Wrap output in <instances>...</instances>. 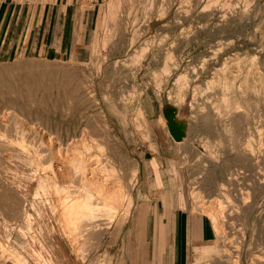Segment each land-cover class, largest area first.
<instances>
[{"label": "rangeland", "instance_id": "obj_1", "mask_svg": "<svg viewBox=\"0 0 264 264\" xmlns=\"http://www.w3.org/2000/svg\"><path fill=\"white\" fill-rule=\"evenodd\" d=\"M151 1L64 0V2H71L73 7L84 9L82 18H79L78 21L80 30L75 43L76 54L64 60H46L36 56L23 55V46L13 36L15 29L20 25L23 26V14L27 17L36 16L40 7L49 3L51 5L55 0H7L9 12H15L13 16L16 14V19L14 18L13 22H7L6 25L11 29L8 35L0 34V93H3L0 94V97L5 95L9 97V100H5L6 96L0 100V145L3 146H0V253L3 255L0 254L2 256H0V264H23L24 259H26L25 262L29 260L26 262L27 264H34L41 258L40 264L43 262L51 264L53 260L54 262L57 261L55 263L58 264H131L134 260L137 264H143L145 247L143 243H146V230L142 229L140 232V243L135 248L132 247L133 249L130 246L132 236L130 225L133 219L134 222H137V214L135 216L132 214L134 206L139 205L140 211L143 213L145 209V215L142 213L139 215L140 224L144 223V220L147 221V207H145L141 193L142 197L138 195V169L141 160L159 157L165 159V164L167 163L168 167L165 168L164 172H157L155 176L162 183L161 189L174 194L175 197L173 196L172 201L178 208L182 205L191 212L198 213L210 220V211L208 210L216 206L215 201H220L221 206L223 205L224 211L218 213L219 220L217 217L216 225L218 226H214L217 227L216 229H222H219L221 233L217 231V234L216 230L212 228L215 235L213 241L197 248L198 253L193 256L189 264H264V259H262L264 258V0ZM5 2L6 0H0V8ZM146 2L148 3L146 4ZM246 8L248 9L246 10ZM242 9L247 11L245 18L238 15V10ZM221 12L226 13L222 20L218 15ZM79 14L77 13V16ZM256 32L258 33L256 34ZM251 37H254V43L252 42L253 44L246 48V53L248 55L251 53V56L247 55L245 59L250 63L249 57L254 58L255 55V60L260 58L262 62L260 69L263 78L262 90L256 92L254 87L248 90L244 96L237 94L240 105L246 111L242 115L241 112L235 113L233 109L228 107L229 103L226 104L222 100L220 89L211 80L214 70L219 69L223 59L227 55L231 56L235 53V49H238L244 41ZM230 40L237 44V48L234 49L231 45L226 46ZM139 56L140 58H138ZM25 75L37 78V83L43 85H47L48 80L54 79L55 83L62 85L61 93L58 92L60 99L56 101L51 96L45 101L44 96L38 90L36 96H29L25 90L20 89L23 82L21 78ZM59 76L60 78H58ZM66 77L72 78L75 83L77 82L79 89L74 90V93H71L69 79ZM57 79L59 80L57 81ZM11 84L15 93L13 90L11 92V89H7L12 87ZM65 86L67 91L64 92H67L65 93L68 95H65L67 98L64 97L63 93ZM6 89L9 91L6 92ZM8 92L10 95L18 94V96L24 95V97H20V99L22 98L21 101L15 95L13 98L10 97ZM21 92L23 93L21 94ZM123 97L126 98L123 99ZM28 99H32V101L30 102ZM2 100H5V103ZM11 101L18 103L21 101L22 107L21 104L20 106L12 104L10 106ZM62 102L63 104L60 105ZM50 103H53L52 106L54 105L55 110ZM47 106L49 109L46 108V113L45 107ZM37 107H41L45 113L32 112ZM21 109L25 111L22 112ZM226 109L230 110L227 111ZM48 110L52 112L49 113ZM152 110L153 112H151ZM205 115L208 116L210 124L208 133L201 132L197 128ZM236 116H239L237 128L235 125L233 126ZM39 119H58L63 124L68 123L71 119H76L80 125L77 124V135L84 132L83 139L86 138L84 139L86 144L84 149L89 155L86 153L87 159L90 158L88 165L91 163L90 167L93 168L94 166L96 171H94L93 176H88L92 182L96 178L100 182L104 177L106 178V174H103L102 168H100L103 167L106 156L109 154L118 156V159H114V161L111 159L115 164L113 165L117 169V173L108 178L111 179L110 181L113 180L116 185L119 184L117 187L114 186L117 189L123 185L121 190L124 192L121 191V195L125 196L122 197L123 202L121 199L122 206L110 209L111 211L117 210H115L116 213L114 210L112 211L113 218L111 214L108 215L111 212L110 206H105L106 203L104 204L101 200H99L100 202L95 200L98 195L96 196L93 188H85L82 187V184L79 185L81 180L77 175L78 173L76 174L72 170L73 167L70 162L64 161V163L59 162L57 164L54 161L56 154L52 153H56L54 152L55 147L61 143L66 132L46 128V125L44 127L43 122ZM86 122L89 128L85 129L83 125ZM244 123H247V126H244ZM247 136L249 137L247 138ZM245 138H250L252 153H254L251 156L239 151V146L242 145L243 140H246ZM12 144L13 147L8 146H12ZM51 144L52 146H50ZM48 146L50 147L48 148ZM19 148L22 150L20 151ZM50 149H54L53 152L52 150L50 152ZM213 151H215L214 154H211ZM65 163L68 164L67 166L70 164L68 171H66ZM69 168L74 176L72 172L69 173ZM239 171L243 172L241 176ZM233 173L239 174L236 190L230 184ZM67 174H72L73 177ZM243 174L247 176L242 178ZM75 176L78 179H75ZM152 178L154 181V176ZM115 181L120 182L116 183ZM77 185L89 192L91 191L93 194L90 198L91 207L95 210L97 206H100L96 209L97 212L92 211L93 208L86 207V204L82 202L85 210L91 209L92 211L91 213L87 210L85 212L84 208L81 207L83 206L81 202L77 201L78 204L74 200L76 193L77 195L80 194ZM110 185L111 183L108 187ZM65 187L69 193L74 190L73 193H70L71 196L74 194L73 197H70L69 193L67 194L66 190H63V188L66 189ZM152 187V189H156L153 184ZM65 194L68 195L67 198H64ZM240 194L242 198L238 200L241 197ZM238 196L239 198H237ZM64 199L71 200L69 202L64 201L66 206L61 209V200ZM197 199H202V202L200 200V203L199 201L196 202ZM93 201L99 204L97 203L95 206ZM206 201L211 202L208 207ZM71 205H73L74 210H71ZM67 206L71 207L70 211L75 212L70 218H67L63 212ZM78 206L81 209H78ZM98 209H100L99 212ZM76 212H80L82 215ZM204 212L209 213L207 215ZM84 213H88V217ZM109 216L111 219L108 218ZM74 217L78 218L79 221L78 219H76L77 221L73 219V221L71 218ZM79 222L81 223L79 224ZM89 222H95V227ZM96 226L98 228L103 226L102 232ZM42 228H44V236L47 237L49 244L44 251L50 250L51 260L48 257L49 254L46 257L43 255L42 246H39L38 241L35 242L36 240L33 239V235L39 237L37 234H40ZM89 228L92 234L90 231L88 232ZM95 228H97V233ZM92 229L95 230L92 231ZM77 232L79 234L84 233L78 236ZM99 232L103 235L101 236ZM94 233L99 234L100 237ZM54 236H56L55 240H53ZM70 237L71 239L73 237L72 240L75 241H71ZM73 242H77V245ZM35 246L37 247L34 248ZM29 249L33 253L32 257L30 256L31 253L28 252ZM37 250L38 252H36ZM59 250H62L63 254L60 255ZM28 254L31 258L39 256L36 257V261L34 258L32 261ZM59 255L60 257L57 258ZM46 258L51 263L46 261ZM59 259L65 260L62 262ZM54 262L53 264H55Z\"/></svg>", "mask_w": 264, "mask_h": 264}, {"label": "bare ground", "instance_id": "obj_2", "mask_svg": "<svg viewBox=\"0 0 264 264\" xmlns=\"http://www.w3.org/2000/svg\"><path fill=\"white\" fill-rule=\"evenodd\" d=\"M109 1V0H108ZM119 1V0H118ZM147 1V0H146ZM153 1V0H152ZM151 1V2H152ZM181 1V0H180ZM183 1V0H182ZM212 2V1H211ZM247 2V1H246ZM249 2V1H248ZM111 3V2H110ZM148 2H146V4H147ZM186 3V2H185ZM214 3V2H213ZM236 3V2H235ZM240 3V2H239ZM118 4V3H117ZM181 4V3H180ZM222 4V3H221ZM242 4V3H241ZM227 5V4H226ZM239 5V4H238ZM112 6V5H111ZM148 6H149V4H148ZM150 6H152V5H150ZM180 6V5H179ZM216 6V5H215ZM221 6V5H220ZM114 7V6H113ZM178 7V6H177ZM117 8H119L118 6H117ZM148 8V7H147ZM168 8V7H167ZM235 8V7H234ZM237 8V7H236ZM243 8V7H242ZM150 9H152V8H150ZM169 9V8H168ZM243 9H245V8H243ZM238 10V15L241 17V18H245V16L247 15L246 14V12H245V10ZM248 8H246V10H247ZM108 10H110L109 8H108ZM166 10V9H165ZM204 10V9H203ZM142 11V10H141ZM150 11V10H149ZM152 11V10H151ZM185 11V10H184ZM222 11V10H221ZM224 11V10H223ZM230 11V10H229ZM108 12V11H107ZM149 13H151V12H149ZM163 13V12H162ZM182 13V12H181ZM187 13V12H186ZM220 13V12H219ZM230 13V12H229ZM114 14H116V13H114ZM114 14H112L113 16H114ZM145 14H147V13H145ZM159 15H160V13H158ZM188 14V13H187ZM225 14L226 13H224V12H221V14H218V15H220L219 16V18L222 20V18H224L225 17ZM186 15V14H185ZM122 16V15H121ZM147 16H148V14H147ZM116 17V16H115ZM146 17V16H145ZM151 17V16H150ZM105 18V17H104ZM117 18V17H116ZM149 18V17H148ZM103 19V18H102ZM107 20V19H106ZM221 20H219V21H221ZM135 21V20H134ZM170 21V20H169ZM106 22V21H105ZM180 22V21H179ZM103 23V22H102ZM103 26V25H102ZM226 26V25H225ZM156 30V29H155ZM253 30H255V29H253ZM258 32H256V34H257ZM105 34V33H104ZM193 34V33H192ZM136 35H138L137 33H136ZM122 36H123V34H122ZM121 37V36H120ZM246 38V37H245ZM111 39V38H110ZM160 40V39H159ZM253 40H254V37H251V38H248V40H246V41H244L243 42V44H242V46H240V47H238V49H235V48H237L236 47V43L234 42V41H231V44H229L230 43V41H229V43L228 44H226V46H228V45H231L234 49H235V53H233L231 56L230 55H227L226 56V58L225 59H223V61H222V63L220 64V67H219V69H216V70H214V73H213V76H212V80H211V82L213 83V84H215L219 89H220V93H221V98H222V100L223 101H225L226 102V104L227 103H229L228 105V107H230V109H233L234 111H235V113H242V115H244L245 113H246V111H245V108L242 106V105H240V101H239V99L237 98V94H239L240 96H244L245 94H247L248 93V90H251V89H253L254 87H255V91L256 92H260L261 90H262V88H261V82H262V75H261V65H262V62H261V60H260V58L259 59H254L255 58V55H254V58H252V57H249L250 59H249V61H250V63L247 61V59H245V57L248 55V53H246V48H248V47H250L254 42H253ZM122 41V40H121ZM132 41V40H131ZM135 41V40H134ZM147 41V40H146ZM164 41V40H163ZM133 42V41H132ZM150 42V41H149ZM152 42V41H151ZM162 42V41H161ZM222 42V41H221ZM253 42V43H252ZM104 43V42H103ZM106 43V42H105ZM146 43V42H145ZM218 43V42H217ZM97 45V44H96ZM103 45V44H102ZM158 45V44H157ZM153 46V45H152ZM254 46V45H253ZM150 47V46H149ZM130 48V47H129ZM142 48V47H141ZM154 48V47H153ZM252 49V48H251ZM219 50V49H218ZM253 50V49H252ZM141 51V50H140ZM239 51H240V53H239ZM248 51V50H247ZM254 51V50H253ZM146 52V51H145ZM219 52H220V50H219ZM249 52V51H248ZM138 53V52H137ZM140 53V52H139ZM250 53V52H249ZM143 54V53H142ZM141 54V55H142ZM254 54V53H253ZM256 54V53H255ZM244 55V56H243ZM258 55V54H257ZM137 56H138V54H137ZM248 56H251V53H250V55H248ZM142 57V56H141ZM225 57V56H224ZM257 57V56H256ZM135 58V57H134ZM138 58H140V56L138 57ZM144 58V57H143ZM213 58V57H212ZM252 58V59H251ZM263 58V57H262ZM126 60V59H125ZM139 60V59H138ZM155 60V59H154ZM137 61V60H136ZM165 61V60H164ZM123 62V61H122ZM123 64V63H122ZM108 65V64H107ZM135 65V64H134ZM203 65V64H202ZM133 66V65H132ZM165 67V66H164ZM204 68V67H203ZM165 69V68H164ZM163 69V70H164ZM162 70V71H163ZM196 70V69H195ZM48 72H51V71H48ZM164 72V71H163ZM170 73V72H169ZM42 74V73H41ZM54 74V73H53ZM47 75H48V73H47ZM50 75V74H49ZM69 75V74H68ZM161 75V74H160ZM160 75H159V77H160ZM71 76V75H70ZM167 76V75H166ZM187 76V75H186ZM72 77V76H71ZM110 77V76H109ZM133 77V76H132ZM158 77V78H159ZM200 77H202V76H200ZM54 78V77H53ZM58 78H60V76L58 77ZM66 78H68V77H66ZM197 78V77H196ZM69 79V78H68ZM180 79V78H179ZM186 79V78H185ZM184 79V80H185ZM198 79V78H197ZM21 80L23 81L22 83H21V85H22V87L20 88V89H22L23 91L25 90V92L26 93H28V95L29 96H34L35 94H37L38 93V91H39V93H41L43 96H44V98H45V101H47L51 96H53L52 97V99H55L56 101H57V99H60L59 97H60V94L59 93H61V90H60V88L62 87V85H60V84H58V83H55L54 82V79H50V80H48L49 81V83L47 84V85H43V84H40V83H37V78H35V77H32L31 75H25V76H22V78H21ZM59 79H57V81H58ZM2 81V80H1ZM179 81V80H178ZM206 81H208L207 79H206ZM263 81H264V79H263ZM67 82V81H66ZM94 82V81H93ZM185 82V81H184ZM210 82V81H209ZM158 83V82H157ZM186 83V82H185ZM258 83V84H257ZM79 84V83H78ZM187 84V83H186ZM205 84H206V82H205ZM15 85H17V84H15ZM69 85L71 86V88H70V90L72 91H69V92H71V93H74L75 91L74 90H78L79 88H78V85H77V82L75 83L74 81H73V79L72 78H70L69 79ZM111 85V84H110ZM256 85V86H255ZM10 86V85H9ZM11 86H12V84H11ZM10 86V87H11ZM69 86V87H70ZM80 86V85H79ZM186 86V85H185ZM16 87H18V86H16ZM13 88V86L11 87V88H7V89H11L10 91L12 92V90H13V93H15V91H14V89H12ZM24 88V89H23ZM158 88H160V87H158ZM196 88V87H195ZM6 89V92L7 91H9V90H7ZM120 89V88H119ZM184 89V88H183ZM208 89V88H207ZM17 90V89H16ZM38 90V91H37ZM53 90V92H51L50 93V91H52ZM123 90V89H122ZM209 90H210V88H209ZM212 90V89H211ZM18 91V90H17ZM21 91V90H20ZM37 91V92H36ZM56 91H57V93H56ZM64 91H67V88H66V86H65V90H64V87H63V93H64V97H66V96H68V95H66L65 93H67V92H64ZM90 91V90H89ZM59 92V93H58ZM69 92H68V94H69ZM211 92V91H210ZM13 93H11V94H13ZM18 93V92H17ZM23 92H21V94H22ZM102 93V92H101ZM183 93V92H182ZM0 94H3V93H0ZM20 94V93H19ZM135 94V93H134ZM8 95H10L9 94V92H8ZM13 95H15V94H13ZM13 95H10V97L12 96V98H13ZM39 95V94H38ZM66 95V96H65ZM201 95H202V93H201ZM1 96H3V95H1ZM6 96V95H5ZM5 96H3L4 98H5ZM15 96H17V97H19V100H21L20 99V97L22 96V95H19L18 96V94L17 95H15ZM14 96V97H15ZM29 96H26L27 98H30ZM36 96V95H35ZM69 96H70V94H69ZM90 96H92V95H90ZM178 96V95H177ZM3 97H0V100L3 98ZM7 97V96H6ZM22 97H24V95L22 96ZM26 97H25V99H26ZM39 97V96H38ZM38 97H37V100H38ZM56 97V98H55ZM63 97V96H62ZM63 97V98H64ZM108 97V96H107ZM32 98V97H31ZM67 98V97H66ZM103 98H105V97H103ZM111 98V97H110ZM120 98V97H119ZM124 98H126V97H123V99ZM9 100V97H7L5 100ZM17 99V98H16ZM25 99H23L24 101H26ZM33 99V98H32ZM32 99L31 100H29L28 99V101H32ZM35 99V98H34ZM129 99V98H128ZM5 100L3 101V103H5ZM36 100V99H35ZM35 100H33V101H35ZM63 100V99H62ZM22 101V100H21ZM20 101V102H21ZM23 101V102H24ZM1 102V101H0ZM18 103L17 101H11L10 102V106H12V105H19L20 106V104H21V107H22V104L23 103ZM39 102L40 103H42L40 100H39ZM50 102V101H49ZM52 102H55V101H52ZM96 102V101H95ZM179 102V101H178ZM6 103H8L7 101H6ZM25 103V102H24ZM35 103V102H34ZM33 103V104H34ZM38 103V102H37ZM48 103V102H47ZM56 103V102H55ZM67 103V102H66ZM131 103V102H130ZM12 104V105H11ZM51 104V107H53L54 108V105L52 106V104L53 103H50ZM63 104V102L60 104V105H62ZM224 104V103H223ZM7 106H8V104H6ZM26 105V104H25ZM35 105H39V104H35ZM34 105V106H35ZM40 105H42V104H40ZM47 105V104H46ZM133 105V104H132ZM247 105V104H246ZM45 106V105H44ZM178 106V105H177ZM49 106H47V107H45V112L47 113V111H46V108H48ZM50 107V108H51ZM109 107V106H108ZM111 107V106H110ZM191 107V106H190ZM189 107V108H190ZM218 107V106H217ZM35 108V107H34ZM20 109V108H19ZM49 109V108H48ZM57 109V108H56ZM205 109V108H204ZM230 109H228V110H230ZM51 110V109H50ZM54 110H55V108H54ZM54 110H53V112H54ZM227 110V109H226ZM227 110V111H228ZM21 111H22V109H21ZM25 110H23L22 112H24ZM28 111H31V110H28ZM49 111V110H48ZM221 111V110H220ZM225 111V110H224ZM6 112V111H5ZM27 112V111H26ZM32 112H34V113H45L44 112V110L43 109H41V107L39 108V107H37V109H35V110H32ZM31 112V113H32ZM50 112H52V111H49V113ZM231 112V111H230ZM28 113V112H27ZM69 113V112H68ZM140 113V112H139ZM5 114V113H4ZM54 114V113H53ZM257 114V113H256ZM33 115H35V114H33ZM249 115V114H248ZM247 115V116H248ZM14 116H16V115H14ZM36 116V115H35ZM38 116V115H37ZM138 116V115H137ZM246 116V117H247ZM123 117V116H122ZM238 117L239 116H236L235 118H234V123H233V126L235 125V127L237 126V123H238ZM254 117V116H253ZM21 118V117H20ZM49 118V117H48ZM233 120V119H232ZM39 121H41V122H43V126L45 127V125H46V128H49V129H52V130H55V131H60V132H66L65 133V136H63V138H62V141H61V143L58 145V146H56L55 147V151L54 152H56V153H52V154H56L55 155V157H54V161H56V163L57 164H59V162H63L64 163V161H68V163L70 162V164L72 165V167H73V171L79 176V178H80V182H79V185L80 184H82L83 186L82 187H85V188H87V187H90L92 190H94L95 192H96V196H97V199H95V200H97V201H99V200H101V201H103V203L105 204V206L107 205V206H110L109 207V210L110 209H112V208H118L122 203H121V199H122V197L123 196H125V195H121V191H123V190H121V188L123 187V185H122V187L120 188H116L117 186H119V184L118 185H116L114 182H113V180L112 181H110L111 179H109L110 178V176L111 175H115L116 173H117V169L115 168V164H114V159H118V156L117 155H115V154H109V156H106V160L104 161V164H103V167H100V168H102V171H103V174H106V178L104 177L103 179H102V181L100 182L99 180H96L95 179V181L94 182H92V180H89L88 178V176H93V174H94V166H93V168H91L90 167V165H91V163H90V165H88L89 164V159H87V157H86V151H85V149H84V146L86 145L85 143H84V139H86V138H84L83 139V135H84V132H82L81 134H79V135H77V121H76V119H71L68 123H66V124H63L62 122H60V120H58V119H54V120H51V119H39ZM195 121V120H194ZM23 122V121H22ZM228 123H229V121H228ZM79 125V124H78ZM91 125V124H90ZM89 125V126H90ZM80 126V125H79ZM229 126V125H228ZM231 126V125H230ZM244 126H247V123H244ZM31 128V127H30ZM29 128V129H30ZM33 128V127H32ZM83 128H89L88 127V123L86 122V123H84V125H83ZM201 132H204V133H208L209 131H210V124H209V122H208V116H203V119H202V123L201 124H199L198 125V127H197ZM237 128V127H236ZM246 129H247V127H245ZM13 129V128H12ZM151 129V128H150ZM197 129V130H198ZM35 130V129H34ZM28 131V130H27ZM83 131H84V129H83ZM261 131V130H260ZM3 132V131H2ZM2 132H1V134H2ZM26 132V131H25ZM31 132V131H30ZM32 132H33V130H32ZM46 132V131H45ZM246 132H247V130H246ZM28 133V132H27ZM245 133V132H244ZM14 134V133H13ZM246 134V133H245ZM8 135V134H7ZM247 135V134H246ZM52 136V135H51ZM50 136V137H51ZM77 136H80V138H77ZM250 136V135H249ZM249 136H247V138L249 137ZM3 137H5L4 135H3ZM222 137V136H221ZM245 137V136H244ZM251 137V136H250ZM10 138V137H9ZM54 138V137H53ZM247 138H245L246 140L244 141L243 140V143H242V145L241 146H239V151H240V153H242V154H245V155H249V156H251L252 154H254V153H252V148H251V145L252 144H250L251 142H250V138L249 139H247ZM2 139V138H1ZM6 139V138H5ZM48 139H49V137H48ZM252 139V138H251ZM17 141V140H16ZM86 141V140H85ZM97 141V140H96ZM219 141V140H218ZM252 142H253V140H251ZM10 142V141H9ZM8 142V143H9ZM14 142V141H13ZM19 142V141H18ZM107 142V141H106ZM206 142L208 143V141L206 140ZM2 143V142H1ZM8 143H5V144H8ZM42 143V142H41ZM59 143V142H58ZM58 143H56V144H58ZM202 143V142H201ZM219 143V142H218ZM10 144V143H9ZM21 144V143H20ZM203 144V143H202ZM206 144V143H205ZM212 144V143H211ZM254 144V143H253ZM1 147H3L2 145H0ZM7 146V145H6ZM8 146H10V147H13V144H12V146L11 145H8ZM50 146H52V144L50 145ZM50 146H48V148L50 147ZM213 146V145H212ZM19 147V146H18ZM17 147V148H18ZM86 147V146H85ZM183 147V146H182ZM261 147V146H260ZM8 148V147H7ZM34 148V147H33ZM105 148V147H104ZM103 148V149H104ZM262 148V147H261ZM27 149V148H26ZM89 148L87 147V150H88ZM231 149V148H230ZM258 149V148H257ZM263 149V148H262ZM8 150V149H7ZM17 150V149H16ZM19 150H20V148H19ZM18 150V151H19ZM21 150H22V148H21ZM20 150V151H21ZM51 150L52 149H50V152H51ZM54 150V149H53ZM53 150H52V152H53ZM101 150V149H100ZM210 150V149H209ZM213 150V149H212ZM260 150V149H259ZM17 151V152H18ZM92 151V150H91ZM111 151H113V150H111ZM211 151V150H210ZM258 151V150H257ZM100 152V151H99ZM105 152V151H104ZM214 152L215 151H213V153H211V154H214ZM9 153V152H8ZM11 153V152H10ZM122 153V152H121ZM260 153V152H259ZM22 154V153H21ZM20 154V155H21ZM51 154V155H52ZM2 155V154H1ZM11 155H13V154H11ZM18 155H19V152H18ZM37 155V154H36ZM87 155H88V153H87ZM28 156V155H27ZM39 156V155H38ZM54 156V155H53ZM89 156V155H88ZM117 156V157H116ZM120 156H121V154H120ZM211 156V155H210ZM213 156V155H212ZM258 156H260V155H258ZM264 156V155H263ZM36 157V156H35ZM214 157V156H213ZM262 157V156H261ZM100 158V157H99ZM211 158V157H210ZM256 158H257V156H256ZM17 159V158H16ZM42 159V158H41ZM49 159V158H48ZM113 161H112V160ZM121 159V158H120ZM200 159V158H199ZM213 159V158H212ZM261 159V158H260ZM9 160H11V159H9ZM32 160V159H31ZM101 160V159H100ZM215 160H216V158H215ZM258 161H259V159H257ZM16 161V160H15ZM25 161V160H24ZM46 161V160H45ZM213 161H214V159H213ZM256 161V160H255ZM9 162V161H8ZM33 162V161H32ZM31 162V163H32ZM92 162V161H91ZM96 162V161H95ZM98 162V161H97ZM111 164H110V163ZM48 163V162H47ZM93 163V162H92ZM258 163V162H257ZM7 164V163H6ZM28 164H30V163H28ZM33 164V163H32ZM36 164V163H35ZM66 164V163H65ZM64 164V165H65ZM70 164H69V166H70ZM95 164V163H94ZM98 164V163H97ZM101 164H102V161H101ZM114 164V165H113ZM38 165V164H37ZM62 165V164H61ZM68 164H66V166H67ZM93 165V164H92ZM96 165V164H95ZM20 166V165H19ZM23 166V165H22ZM40 166V165H39ZM69 166H67V170L66 171H68V167ZM88 166H89V168H88ZM97 166V165H96ZM99 166V165H98ZM260 166V165H259ZM1 167V166H0ZM33 167V166H32ZM5 168V167H4ZM4 168H3V170H4ZM39 168V167H38ZM66 168V167H65ZM71 168V167H70ZM70 168H69V173H71L72 171L70 170ZM2 169V168H1ZM10 169V168H9ZM24 169V168H23ZM98 169V168H97ZM96 169V170H97ZM33 170V169H32ZM37 170V169H36ZM204 170V169H203ZM23 171V170H22ZM98 171H99V169H98ZM201 171V170H200ZM51 172H53V171H51ZM60 172V171H59ZM96 172V171H95ZM260 172V171H259ZM41 173V172H40ZM44 173V172H43ZM67 173V172H66ZM73 173V172H72ZM98 173V172H97ZM96 173V174H97ZM239 173H240V176H241V174L243 173V172H241V171H239ZM36 174V173H35ZM101 174V173H100ZM246 174V173H245ZM245 174H243V176H242V178L244 177V176H247V175H245ZM257 174V173H256ZM260 174V173H259ZM262 174V173H261ZM5 175V174H4ZM37 175V174H36ZM55 175V174H54ZM68 175V174H67ZM70 175V174H69ZM68 175V176H69ZM98 175V174H97ZM18 176V175H17ZM41 176V175H40ZM70 176H72V174L70 175ZM73 176H74V173H73ZM72 176V177H73ZM117 176V175H116ZM232 179H230V180H232V182L230 183L233 187H234V189H235V187L238 185V181H239V174L238 173H233L232 175ZM259 176V175H258ZM19 177V176H18ZM55 177V176H54ZM77 176H75L74 178L75 179H78V178H76ZM102 177H103V175H102ZM109 177V178H108ZM260 177V176H259ZM258 177V178H259ZM15 178V177H14ZM69 178V177H68ZM113 178V177H112ZM261 178V177H260ZM23 179V178H22ZM30 179V178H29ZM28 179V180H29ZM36 179H38V178H36ZM47 179V178H46ZM65 179V178H64ZM72 179V178H71ZM100 179V178H99ZM114 179V178H113ZM120 179V178H119ZM18 180V179H17ZM35 180V179H34ZM41 180V179H40ZM43 180V179H42ZM59 180V179H58ZM94 180V179H93ZM115 180V179H114ZM195 180V179H194ZM256 180V179H255ZM1 181V180H0ZM129 181V180H128ZM193 181V180H192ZM243 181V180H242ZM241 181V182H242ZM252 181V180H251ZM20 182V181H19ZM22 182V181H21ZM45 182V181H44ZM54 182V181H53ZM116 183H119V182H117V181H115ZM238 182V183H237ZM43 183V182H42ZM49 183V182H48ZM73 183V182H72ZM111 183V185H110V187H108L109 186V184ZM191 183V182H190ZM121 184V183H120ZM223 184V183H222ZM24 185V184H23ZM29 185V184H28ZM47 185V184H46ZM45 185V186H46ZM58 185V184H57ZM72 185V184H71ZM192 185V184H191ZM251 185V184H250ZM18 186V185H17ZM26 186V185H25ZM48 186V185H47ZM46 186V187H47ZM66 186V185H65ZM74 186V185H73ZM73 186H72V188H73ZM76 186V185H75ZM93 186V187H92ZM114 186H116V187H114ZM121 186V185H120ZM197 186V185H196ZM252 186V185H251ZM40 187V186H39ZM50 187V186H49ZM58 187V186H57ZM69 188H70V186H68ZM79 186L77 185V188H78ZM81 187V186H80ZM78 188V190L80 191L79 193V195H77V191L75 192L76 193V198H78V199H74V198H72V199H74V200H76V202L77 201H79V202H81V204L83 205V203L82 202H84V204H86L85 206L86 207H88V208H93V207H91V205H92V203H91V197L93 196V194L91 193V191L89 192V191H87L85 188ZM191 187H193V186H191ZM220 187H222V186H220ZM10 188V187H9ZM23 188V187H22ZM40 188H42V187H40ZM51 188V187H50ZM50 188H48V189H50ZM62 188V187H61ZM66 188V187H65ZM68 188V189H69ZM189 188V187H188ZM196 188V187H195ZM194 188V189H195ZM231 188V187H230ZM74 190H76L75 188H73ZM73 189H71V190H73ZM89 189V188H88ZM207 189V188H206ZM5 190V189H4ZM26 190V189H25ZM47 190V189H46ZM52 190V189H51ZM50 190V191H51ZM56 190V189H55ZM63 190H66V192H67V194L69 193V190L67 191V188L66 189H64L63 188ZM62 190V191H63ZM74 190H73V192H74ZM90 190V189H89ZM192 190V189H191ZM190 190V191H191ZM197 190V189H196ZM236 190V189H235ZM238 190V189H237ZM194 191V190H193ZM220 191V190H219ZM225 191V190H224ZM227 191V190H226ZM240 191V190H239ZM245 191V190H244ZM27 192V191H26ZM43 192V191H42ZM64 192V191H63ZM65 192V193H66ZM72 191H70V193H71ZM72 192V193H73ZM94 192V193H95ZM124 192V191H123ZM223 192V191H222ZM238 192V191H237ZM236 192V193H237ZM48 193H50V192H48ZM59 193V192H58ZM68 194L70 197H73V195L71 196V194ZM128 193V192H127ZM194 193V192H193ZM235 193V194H236ZM241 193V192H240ZM61 194V193H60ZM123 194V193H122ZM191 194V193H190ZM199 194V193H198ZM220 194V193H219ZM222 194V193H221ZM225 194V193H224ZM223 194V195H224ZM241 194H243V193H241ZM240 194V195H241ZM45 195V194H44ZM68 195H66L65 194V196H64V198L67 196L68 197ZM193 195V194H192ZM222 195V196H223ZM228 195V194H227ZM226 195V196H227ZM238 195V194H237ZM18 196V195H17ZM63 196V195H62ZM78 196H80V197H78ZM95 195H94V197H96ZM234 196V195H233ZM44 197V196H43ZM66 197V198H67ZM69 197V198H70ZM201 197V196H200ZM228 197V196H227ZM1 198V197H0ZM23 198V197H22ZM60 198V197H59ZM62 198V197H61ZM68 198V199H69ZM80 198V199H79ZM194 198V197H193ZM203 198V197H202ZM223 198H224V196H223ZM226 198V197H225ZM237 198H239V196L237 197ZM241 198H242V195H241V197H240V199H238V200H241ZM46 199V198H45ZM44 199V200H45ZM51 199H53V198H51ZM227 199V198H226ZM245 199V198H244ZM59 200V199H58ZM58 200H57V202H58ZM67 199H64V200H61V204H60V208L61 209H63L65 206H66V203L64 202V201H66ZM71 200V199H70ZM69 200V201H70ZM73 200V201H74ZM93 200V199H92ZM200 200V199H199ZM198 199H197V201L196 202H198L199 201ZM202 200V199H201ZM200 200V201H201ZM219 200V199H218ZM221 200V199H220ZM251 200V199H250ZM18 201V200H17ZM23 201V200H22ZM63 201V202H62ZM68 200H67V202H69ZM124 200L122 199V202H123ZM129 201V200H128ZM200 201H199V203H200ZM212 201V200H211ZM243 201H245V200H243ZM76 202H74V203H76ZM94 202V201H93ZM96 202V201H95ZM94 202V203H95ZM100 202V201H99ZM202 202V201H201ZM207 202V207H208V205H209V203L211 204V202L210 201H206ZM205 202V203H206ZM229 202H231V201H229ZM8 203V202H7ZM20 203V202H19ZM65 203V204H64ZM78 203V202H77ZM98 203V202H97ZM97 203H95V206H97L96 204ZM102 203V204H103ZM64 204V205H63ZM70 204H72V202H70ZM79 204V203H78ZM99 204V203H98ZM103 204V205H104ZM185 204V203H184ZM39 205V204H38ZM57 205V204H56ZM55 205V206H56ZM69 205V204H68ZM101 205V204H100ZM199 205V204H198ZM204 205V204H203ZM215 207H214V205H213V207L214 208H212V209H210V210H208L209 208H206L208 211H210V223H211V227L213 228V229H215L216 230V232L217 231H219L220 232V230H222V229H216L214 226L216 225V223H217V217H218V220H219V216H218V213H220V212H222V211H224V209L222 208V206H221V202L220 201H215ZM230 205V204H229ZM228 205V206H229ZM248 205V204H247ZM17 206V205H16ZM73 205H71V207H72ZM90 206V207H89ZM93 206H94V204H93ZM122 206V205H121ZM201 206V205H200ZM199 206V207H200ZM212 206V205H211ZM70 206H67L64 210H63V212H64V214L66 215V217L67 218H70L73 214L72 213H75V212H72V211H70V208H71ZM81 207H83L84 208V210H85V207H84V205L83 206H81ZM81 207H79L78 206V209L80 208L81 209ZM100 208V206H97V208ZM248 207V206H247ZM20 208V207H19ZM57 208V207H56ZM75 208H76V204H75ZM96 208V209H97ZM101 208H102V206H101ZM107 208V207H106ZM205 208V207H204ZM73 209V207L71 208V210ZM77 209V208H76ZM94 210V208L92 209V211H96L97 212V210ZM104 209H105V207H104ZM202 210H203V208H201ZM200 209V210H201ZM3 210H4V208H3ZM15 210V209H14ZM74 210V209H73ZM84 210H82L83 212H84ZM89 213H91L92 211H91V209L89 210V209H86ZM85 210V212H87ZM99 210L100 209H98V212H99ZM114 210V209H113ZM112 210V211H113ZM116 210V209H115ZM115 210H114V212H115ZM201 210V211H202ZM231 210V209H230ZM60 211V210H59ZM75 211H80V210H75ZM81 211V212H82ZM111 211V210H110ZM112 211L110 212V213H108V215H110L111 214V216H112ZM117 211V210H116ZM197 211V210H196ZM8 212V211H7ZM109 212V211H108ZM229 212V211H228ZM16 213V212H15ZM45 213V212H44ZM76 213H80V212H76ZM94 213V212H93ZM106 213V212H105ZM116 213V212H115ZM119 213V212H118ZM201 213V212H200ZM205 213V212H204ZM207 213H209V212H207ZM207 213H205V214H207ZM50 214V213H49ZM61 214V213H60ZM77 214V215H78ZM81 215H82V213H80ZM85 214V216H87L88 215V213L86 214V213H84ZM99 214V213H98ZM104 214V213H103ZM229 214V213H228ZM45 215V214H44ZM59 215V214H58ZM76 214H74V216H75ZM105 215V214H104ZM208 215V214H207ZM237 215V214H236ZM12 216V215H11ZM18 216V215H17ZM46 216H47V214H46ZM90 216V215H89ZM23 217V216H22ZM61 218L63 217L62 215L60 216ZM75 217H77V216H75ZM71 218L72 220L73 219H75V221H77L76 219H78L79 218V215H78V218ZM88 217V216H87ZM3 218V217H2ZM20 218V217H19ZM65 218V217H64ZM84 218V217H83ZM96 218V217H95ZM104 218V217H103ZM108 218H110L111 219V217L109 216ZM112 218H113V216H112ZM128 218V217H127ZM43 219V218H42ZM85 219H87L86 217H85ZM89 219V218H88ZM90 219H91V216H90ZM93 219V218H92ZM109 219V220H110ZM209 219V218H208ZM47 220V219H46ZM62 220V219H61ZM65 220V219H64ZM82 219L80 218V221H81ZM223 220V219H222ZM236 220V219H235ZM63 221V220H62ZM68 221V220H67ZM74 221V220H73ZM72 221V222H73ZM78 221H79V219H78ZM89 221V220H88ZM87 221V222H88ZM100 221H101V219H100ZM10 222V221H9ZM68 222H70V221H68ZM87 222H85V223H87ZM91 222H92V220H91ZM91 222H89V224L90 225H92V224H94V223H91ZM109 222V221H108ZM16 223H18V222H16ZM24 223V222H23ZM81 222H79V224H80ZM84 223V224H85ZM97 223V222H96ZM98 223H99V221H98ZM107 223V222H106ZM58 224H59V222H58ZM68 224V223H67ZM83 224V225H84ZM109 224V223H108ZM221 224V223H220ZM219 224V225H220ZM45 225V224H44ZM43 225V226H44ZM71 225H72V223H71ZM86 225V224H85ZM90 225H87V226H90ZM96 225H98V224H96ZM101 225V224H100ZM8 226V225H7ZM45 226H47V224L45 225ZM65 226V225H64ZM73 226V225H72ZM216 226H218V225H216ZM10 227V226H9ZM49 227V226H48ZM53 227V226H52ZM78 227V226H77ZM93 227H95V224H94V226ZM93 227H91V228H93ZM97 227V226H96ZM102 227L103 226H101V228H100V230H101V232H102ZM108 227V226H107ZM240 227V226H239ZM24 228V227H23ZM86 228V227H85ZM98 228V227H97ZM97 228H95L96 229V233L98 232L97 231ZM99 228H98V230H99ZM231 228H232V226H231ZM244 228V227H243ZM14 229V228H13ZM68 229H70V228H68ZM67 229V230H68ZM78 229H79V227H78ZM95 229H92V231L93 230H95ZM1 230V229H0ZM74 230V229H73ZM75 230H76V228H75ZM231 230V229H230ZM237 230V229H236ZM60 231V230H59ZM66 231V230H65ZM64 231V232H65ZM77 231H79V230H77ZM86 230L84 229V232H85ZM90 231V233H91V230H90V228H89V230H88V232ZM232 231V230H231ZM28 232V231H27ZM70 232V231H69ZM74 232V231H73ZM76 232V231H75ZM74 232V233H75ZM84 232H81V233H84ZM44 233H45V231H44V228H42L41 230H40V234H37V235H39V237L38 236H35V235H33V239L34 240H36L35 242H37L38 243V245L39 246H42V251L44 252V254L43 255H45V257L47 256V254H49L48 255V257H49V259L50 258H52L51 257V253H50V250L48 251H44V249H46V247H47V245H49L48 244V240H47V237L46 236H44ZM53 233V232H52ZM72 233V232H71ZM80 233V234H81ZM86 233V232H85ZM100 233V232H99ZM221 233V232H220ZM220 233H219V235H220ZM223 233V232H222ZM225 233V232H224ZM230 233V232H229ZM34 234V233H33ZM59 234H61V233H59ZM64 234V233H63ZM79 233L77 232V235H78ZM80 234L78 235V236H80ZM89 234V233H88ZM92 234V233H91ZM95 234V233H94ZM101 234V233H100ZM217 234H218V232H217ZM54 235V234H53ZM66 235V234H65ZM69 235V234H68ZM76 235V234H75ZM76 235V236H77ZM82 235V234H81ZM85 235V234H84ZM86 235H87V233H86ZM95 235H98L99 237H100V235L99 234H95ZM103 235V233L101 234V236ZM218 235V236H219ZM231 235V234H230ZM5 236V235H4ZM60 236V235H59ZM71 236V235H70ZM73 236V235H72ZM77 236V237H78ZM116 236H117V234H116ZM223 236V235H222ZM7 237H10V236H7ZM21 237V236H20ZM38 237V238H37ZM40 237H42L41 239H40ZM52 237V236H51ZM55 237L56 236H54L53 238V240H55ZM61 237H62V235H61ZM68 237V236H67ZM73 237H75V236H73ZM73 237H72V239H73ZM82 237H84V236H82ZM230 237H232V236H230ZM69 238V237H68ZM76 238V237H75ZM81 238V237H80ZM8 239V238H7ZM70 239H71V237H70ZM71 239V241H75V240H72ZM102 239V238H101ZM228 239V238H227ZM245 239V238H244ZM5 240H6V237H5ZM120 240V239H119ZM241 240V239H240ZM69 241V240H68ZM77 241V240H76ZM235 241V240H234ZM237 241V240H236ZM238 241H239V239H238ZM58 242H59V240H58ZM78 242V241H77ZM77 242H73V243H77ZM222 242V241H221ZM224 242V241H223ZM229 242V241H228ZM4 243V242H3ZM5 243H7V242H5ZM51 243V242H50ZM68 243V242H67ZM96 243V242H95ZM234 243V242H233ZM24 244V243H23ZM34 244V243H33ZM74 244V246H76ZM229 244V243H228ZM4 245H6V244H4ZM21 245V244H20ZM57 245H58V243H57ZM56 245V246H57ZM70 245V244H69ZM219 245H220V243H219ZM223 245V244H222ZM261 245V244H260ZM8 246V245H7ZM34 246V245H33ZM53 246V245H52ZM2 247V246H1ZM13 247V246H12ZM37 246H35L34 248H36ZM61 248V246H58V248ZM235 247V246H234ZM237 247V246H236ZM57 248V249H58ZM71 248V247H70ZM76 248V247H75ZM257 248V247H256ZM1 249V248H0ZM4 249V248H3ZM6 249V248H5ZM26 249V248H25ZM40 249V250H41ZM54 249V248H53ZM52 249V251H54ZM72 249V248H71ZM30 250V249H29ZM35 250V249H34ZM78 250V249H77ZM228 250V249H227ZM2 251V250H1ZM5 251V250H4ZM28 251V250H27ZM33 251V250H32ZM57 251V250H56ZM60 251V255H61V253L63 254V251L62 250H59ZM72 251V250H71ZM262 251V250H261ZM29 252V254L31 253V250L30 251H28ZM34 252V251H33ZM36 252H38V250L36 251ZM35 252V253H36ZM45 252H46V254H45ZM55 252V251H54ZM230 252V251H229ZM57 253V252H56ZM68 253H70V252H68ZM74 253V252H73ZM1 254V253H0ZM4 254V253H3ZM7 254V253H6ZM29 254H28V257H32V255H33V253H31L30 254V256H29ZM2 255V254H1ZM0 255V256H1ZM10 255V254H9ZM53 255V254H52ZM56 255V254H55ZM60 255L57 257V258H59L60 257ZM227 255V254H226ZM3 256V255H2ZM1 256V257H2ZM35 256V255H34ZM37 256H39V255H37ZM36 256V257H37ZM63 256V255H62ZM62 256H61V258H62ZM255 256V255H254ZM263 256V255H262ZM30 257V258H31ZM36 257H33L34 258V261H36L35 259H37ZM41 257V256H40ZM4 258V257H3ZM2 258V259H3ZM21 258V257H20ZM33 258H31V260L33 259ZM39 258V257H38ZM56 258V257H55ZM71 258V257H70ZM85 258V257H84ZM252 258V257H251ZM254 258V257H253ZM8 259V258H7ZM23 259H24V257H23ZM40 259V258H39ZM42 259V258H41ZM41 259L38 261H36V262H40L41 261ZM44 259V258H43ZM47 259V258H46ZM53 259H54V257H53ZM262 259H264V258H262ZM6 260V259H5ZM5 260H4V262H5ZM24 260H26V259H24ZM23 260V262L24 263H26V262H28V261H24ZM51 260V259H50ZM57 260V259H56ZM60 260V259H59ZM58 260V261H59ZM65 260V259H64ZM63 260V261H64ZM259 260V259H258ZM33 261V260H32ZM44 261V260H43ZM46 261H49L48 259L46 260ZM45 261V262H46ZM60 261H62V260H60ZM59 261V263H61ZM62 261V262H63ZM72 261V260H71ZM83 261V260H82ZM3 262V261H2ZM22 262V263H23ZM36 262H34V264L36 263ZM50 262V261H49ZM53 262H54V260L52 261V263L51 264H53ZM55 262H57V261H55ZM54 262V263H55ZM216 262V261H215ZM235 262V261H234ZM263 262V261H262ZM0 263H1V259H0ZM23 263V264H24ZM37 263V264H38ZM42 263V262H41ZM44 263V262H43ZM42 263V264H43ZM76 263V262H75ZM84 263V262H83ZM210 263V262H209ZM254 263V262H253ZM2 264H5V263H2ZM12 264H14V263H12ZM27 264V263H26ZM40 264V263H39ZM44 264H47V263H44ZM55 264H58V263H55ZM65 264V263H64ZM68 264V263H67ZM74 264V263H73ZM205 264V263H204Z\"/></svg>", "mask_w": 264, "mask_h": 264}, {"label": "crops", "instance_id": "obj_3", "mask_svg": "<svg viewBox=\"0 0 264 264\" xmlns=\"http://www.w3.org/2000/svg\"><path fill=\"white\" fill-rule=\"evenodd\" d=\"M74 7L71 2L55 0L51 5L49 3L40 7L36 16L27 17L23 14V26L17 27L13 36L23 46V55L64 60L76 54L75 43L80 30L78 21L82 18L84 9ZM14 13L9 12L6 0L0 8V34L8 35L11 32L6 24L16 19ZM77 13H80L79 16ZM166 167L168 165L165 164V159L159 157L141 160L138 169V195L143 196L142 200L147 207V221L143 217L144 223L140 224L139 215H145V209L143 208V213L139 205L134 206L132 214H137V222L133 219L130 225V246L135 248L140 243V232L142 229L146 230L143 264H189L198 253L196 249L213 241L215 236L212 225L205 216L193 213L182 205L178 208L172 201L174 194L161 189L162 183L155 174L164 172ZM152 184L156 186L155 190L152 189ZM131 264H137L136 260Z\"/></svg>", "mask_w": 264, "mask_h": 264}]
</instances>
